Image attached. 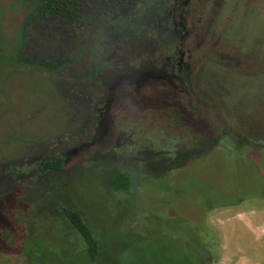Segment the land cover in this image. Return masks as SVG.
<instances>
[{
  "label": "rangeland",
  "instance_id": "rangeland-1",
  "mask_svg": "<svg viewBox=\"0 0 264 264\" xmlns=\"http://www.w3.org/2000/svg\"><path fill=\"white\" fill-rule=\"evenodd\" d=\"M155 12L151 9L146 14ZM180 12V29L185 26L181 40L184 59L177 67L181 89L172 93L167 85L155 81L131 90L130 81L118 80L114 113L106 122L111 127L118 120L114 135L108 139L105 131L107 138L99 139L95 148L73 153L62 170L66 178L56 183L44 177L50 172L39 170V158L20 163L23 173L19 177L12 170L16 166H11L22 161L20 155L29 154V143L60 134L67 123L63 111H68L67 104L56 85L0 51V85L12 102L10 113L0 122V264H30L21 254L24 246L14 248L4 237L19 234L14 203L26 196L22 192L28 185L36 186V191L45 188V179L58 191L55 195L87 214L99 234L111 232L119 211L124 216L122 230L141 233L148 243L152 238L166 245V224L176 234L187 222L194 231L185 232L194 238L211 242L212 248L217 239L211 264H222L227 257V239L221 232L227 213L234 216L242 210L249 216L264 205V0H190ZM3 28L8 38L16 26ZM131 91L138 95L129 94ZM4 107L0 96V112ZM126 123L131 124L120 127ZM181 154L190 157L180 159ZM177 157L178 168L170 170L168 166ZM115 168L139 173L138 214L124 204L129 199L126 194L113 192L108 185ZM10 185L12 191L4 193ZM42 199L44 203L51 197L42 194ZM132 200L134 203V197ZM234 220L233 225L250 234L242 220ZM39 224L33 234L36 238L41 232L48 237L58 231L71 249L78 248L81 240L73 230L57 226L55 221L52 226ZM256 230L258 226L252 232ZM245 242L241 244L246 248L242 245L238 250L254 259L258 239L251 236ZM168 249L147 251L141 255L142 263L176 261L178 252ZM256 257L264 262L261 253Z\"/></svg>",
  "mask_w": 264,
  "mask_h": 264
},
{
  "label": "flooded vegetation",
  "instance_id": "flooded-vegetation-1",
  "mask_svg": "<svg viewBox=\"0 0 264 264\" xmlns=\"http://www.w3.org/2000/svg\"><path fill=\"white\" fill-rule=\"evenodd\" d=\"M189 1L0 0V51L56 85L68 108L60 134L29 143V154L20 155L22 161L11 167L23 173L25 161L46 156L56 158V164L64 159L66 167L73 153L83 154L99 139L113 136L118 120L111 127L106 122L114 113L118 80L130 81L131 90L157 81L172 93L179 91L185 28L180 29V11ZM151 9L155 14H146ZM3 26L16 28L7 38Z\"/></svg>",
  "mask_w": 264,
  "mask_h": 264
},
{
  "label": "trees",
  "instance_id": "trees-1",
  "mask_svg": "<svg viewBox=\"0 0 264 264\" xmlns=\"http://www.w3.org/2000/svg\"><path fill=\"white\" fill-rule=\"evenodd\" d=\"M167 62L169 61L167 60ZM180 156V159L183 157L186 160L190 157L188 154L185 157L184 154ZM178 161L179 158L177 157L172 166H168L170 170L178 168ZM56 162V158H49L48 156L39 161V170L46 173L50 172L48 175L45 174L44 177L52 179L55 183L58 179L66 178L62 174L64 159H61L58 164ZM137 168L142 170V172L145 170V168L140 166ZM12 170L16 177L22 175V172L17 170V167L12 168ZM52 171L58 173H52ZM158 175L162 176L160 173L157 174L155 172V176ZM151 176H154V174ZM140 178L137 171L115 168L110 176V184H108L113 192L124 193L129 197L124 204L131 206V209L135 211H131L132 214H138L139 212L137 209L139 204L135 200L140 198V192L136 187L142 185ZM43 182L47 185L37 191L36 186L28 185L22 192L26 196L14 203L18 210L15 211L14 215H17L16 222L19 234L14 233L11 238L10 234L4 237V240L6 239L7 242H10L14 248H23L24 246L21 254L27 260L26 262L30 264H143L141 255L160 247H167L169 248L168 250L178 252V259L170 262V264L212 263V251L214 246L218 244L217 239L212 248L211 242L199 237L197 239L196 237L194 238L195 235L185 232V229L193 230L187 226V222L184 225L182 224L180 228L177 225L174 226L178 228L177 230H180H175L177 231L176 234L173 231H169L168 228L171 226L168 223L166 224L167 232L169 233L166 245H163L162 242L154 241L152 238H150L151 240L148 243L143 234L129 233L124 228L122 230L124 216L119 211L113 217L111 232H100L99 234L98 229L94 227L95 224L83 210L72 206V203L55 195L58 191L49 184L47 179ZM12 188V185L8 186L4 193L11 192ZM46 188L48 191L45 192L44 189ZM42 194H44V197L50 196L51 199L45 200L43 203ZM133 197L136 205L133 203ZM9 209H11V205ZM12 220H15V218H12ZM39 221L43 222L45 226H52V222L55 221L57 226L73 230L81 240L80 244L76 246L78 248L71 249L73 246L68 239L58 231L52 232L48 237L41 232L36 238V235L33 234L38 232L36 225H40ZM45 237L50 240L51 246L47 244L48 241L45 240ZM17 242L20 243L19 246H15ZM68 244H70V248L67 247ZM129 251L137 252L132 255Z\"/></svg>",
  "mask_w": 264,
  "mask_h": 264
},
{
  "label": "crops",
  "instance_id": "crops-1",
  "mask_svg": "<svg viewBox=\"0 0 264 264\" xmlns=\"http://www.w3.org/2000/svg\"><path fill=\"white\" fill-rule=\"evenodd\" d=\"M245 214H246L245 211L239 210L237 211V214L234 216H231L228 213L226 215L221 232L222 234L225 232L223 235L227 239L226 242L227 248L224 251V256L227 257L223 259V261L221 262L222 264H264V262L261 263L257 261L258 259L256 257V255H258L259 253L264 255V249L262 250V245L264 244V205H262V207H260L257 211L250 213L249 216H245ZM235 218H238V220L248 218L246 220H242V222L240 223L245 227H247L249 230H251L250 234L249 232H246L245 234L242 227L238 225H233L235 224L233 223L235 221L234 220ZM249 221H251V223ZM257 226H258V230L252 232V230H254ZM229 228L234 231H231ZM236 234L239 240H237ZM251 236H253L254 238L256 237L258 239V242L255 243V247H254L255 255L253 254L252 256L254 259H252L250 256L248 258L245 257V255L242 253V250L241 252L240 250H238L243 245L241 244V242L243 243L244 241V243H246L245 242L246 238H250ZM234 237L235 239L233 240ZM243 246L244 248H246V244H244ZM237 250L239 252H237ZM241 255L244 256L242 257Z\"/></svg>",
  "mask_w": 264,
  "mask_h": 264
},
{
  "label": "water",
  "instance_id": "water-1",
  "mask_svg": "<svg viewBox=\"0 0 264 264\" xmlns=\"http://www.w3.org/2000/svg\"><path fill=\"white\" fill-rule=\"evenodd\" d=\"M3 41L2 38V33L0 31V45ZM0 95L3 96V98L5 99V107L3 108V110L0 112V122L1 120H3L7 114L10 112L11 110V106H12V102H11V98L9 97L8 93L0 87Z\"/></svg>",
  "mask_w": 264,
  "mask_h": 264
}]
</instances>
